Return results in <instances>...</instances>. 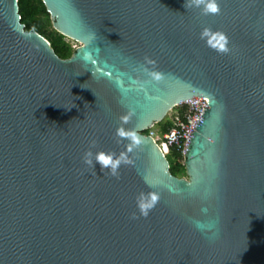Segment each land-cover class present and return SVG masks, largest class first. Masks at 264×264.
<instances>
[{"label": "water", "instance_id": "95a60500", "mask_svg": "<svg viewBox=\"0 0 264 264\" xmlns=\"http://www.w3.org/2000/svg\"><path fill=\"white\" fill-rule=\"evenodd\" d=\"M42 1L80 45L60 58L0 0V264H264V0H218V15L186 0ZM193 96L208 105L186 180L144 130ZM120 126L141 144L119 178L93 158L94 173L88 150L126 152ZM149 191L160 201L145 218Z\"/></svg>", "mask_w": 264, "mask_h": 264}, {"label": "clouds", "instance_id": "9594fccd", "mask_svg": "<svg viewBox=\"0 0 264 264\" xmlns=\"http://www.w3.org/2000/svg\"><path fill=\"white\" fill-rule=\"evenodd\" d=\"M185 7L187 9L199 8L204 15H218L221 12L218 0H186ZM200 38L206 42V45L220 54H227L230 51L229 38L222 31H213L210 28L205 27L200 33ZM149 64H154L152 60L147 61ZM148 71V69H145ZM155 79H160L161 74L158 72L150 73ZM122 124H126L129 120V115L121 116ZM116 135L121 140H128L130 143L126 145V152L116 154L114 152L99 151L93 155L91 150H88L84 155V162L93 169L95 173V162H98L101 170L107 174L119 178V169L122 164L130 163L127 153L132 152L133 146H139L141 144V138L135 129H126L120 126L116 130ZM94 146V143H93ZM160 201V194L156 191H149L147 193L141 192L137 197V208L140 216L147 217L149 213L156 207ZM202 212H207V209H202ZM132 219H138L136 213L131 216ZM194 226L203 230L205 227L211 228L212 225H204L200 221H193Z\"/></svg>", "mask_w": 264, "mask_h": 264}, {"label": "trees", "instance_id": "16d2710c", "mask_svg": "<svg viewBox=\"0 0 264 264\" xmlns=\"http://www.w3.org/2000/svg\"><path fill=\"white\" fill-rule=\"evenodd\" d=\"M17 5L20 22L24 24L25 31H36L44 36L60 58H68L73 53L74 49L66 42V37L53 27L49 29L52 26V19L42 0H17ZM170 125L169 120L161 123V131L166 130ZM144 133L148 134L149 131L144 130ZM168 155L171 157L170 160L166 156L169 162V171L176 176L184 175L185 166L182 156L174 149L170 150Z\"/></svg>", "mask_w": 264, "mask_h": 264}, {"label": "built area", "instance_id": "2783aa9c", "mask_svg": "<svg viewBox=\"0 0 264 264\" xmlns=\"http://www.w3.org/2000/svg\"><path fill=\"white\" fill-rule=\"evenodd\" d=\"M208 105L206 96H193L176 104L170 120L171 125L164 131H161V142L150 133L155 141L160 145L163 154L170 153V150H175L184 158L189 144L191 131L199 120L202 112Z\"/></svg>", "mask_w": 264, "mask_h": 264}, {"label": "rangeland", "instance_id": "374dc122", "mask_svg": "<svg viewBox=\"0 0 264 264\" xmlns=\"http://www.w3.org/2000/svg\"><path fill=\"white\" fill-rule=\"evenodd\" d=\"M51 28H52V26L49 27V29H51ZM65 40H66V42H68L71 45V47L73 49L77 48L80 45V43H78L77 41H75L73 39L66 37ZM174 109L175 108H172L171 110H169L168 113L166 114V116L163 118V120L160 121V123H155L151 127H148L145 129V130H148L149 134L151 133L153 135V137L157 139L158 142H161V139H162L161 138V123H164L167 120L170 121L172 119V117H173L172 113H173ZM166 156H167V158H169L171 160V157H170V155H168V153H166L165 157ZM183 162H184V158H183ZM179 177L186 179V180L188 179V176L186 173L184 175L179 176Z\"/></svg>", "mask_w": 264, "mask_h": 264}, {"label": "bare ground", "instance_id": "6f19581e", "mask_svg": "<svg viewBox=\"0 0 264 264\" xmlns=\"http://www.w3.org/2000/svg\"><path fill=\"white\" fill-rule=\"evenodd\" d=\"M152 141H153V139H151ZM155 140V139H154ZM159 147H160V145H159ZM161 148V147H160ZM161 151H162V149H161ZM163 152V151H162Z\"/></svg>", "mask_w": 264, "mask_h": 264}]
</instances>
